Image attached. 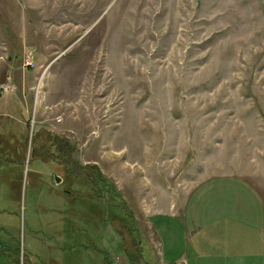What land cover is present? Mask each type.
<instances>
[{"label":"rangeland","instance_id":"rangeland-1","mask_svg":"<svg viewBox=\"0 0 264 264\" xmlns=\"http://www.w3.org/2000/svg\"><path fill=\"white\" fill-rule=\"evenodd\" d=\"M7 82L0 243L12 234L16 264L25 249V264H133L140 244L141 264H160L145 220L166 222L173 247L186 225L152 211L182 209L216 175L264 199V0H0ZM34 146L52 162L30 161ZM19 174L11 196L2 182Z\"/></svg>","mask_w":264,"mask_h":264},{"label":"crops","instance_id":"crops-1","mask_svg":"<svg viewBox=\"0 0 264 264\" xmlns=\"http://www.w3.org/2000/svg\"><path fill=\"white\" fill-rule=\"evenodd\" d=\"M219 176L223 177L212 176L197 185L182 209L152 211L182 220L186 225L185 247L177 243L173 247L176 237L166 222L157 223L156 227L148 218L145 220L153 241L163 245V250L159 249L160 264L174 261L182 264H264L263 196L251 182L239 176L232 181L217 180L215 177ZM19 180L20 174L9 181V185L2 182L11 196L18 197L15 184ZM214 180L220 182L213 183ZM12 211L9 208L8 212ZM8 235V242L0 243V256L6 252V244L13 247L12 234Z\"/></svg>","mask_w":264,"mask_h":264},{"label":"trees","instance_id":"trees-1","mask_svg":"<svg viewBox=\"0 0 264 264\" xmlns=\"http://www.w3.org/2000/svg\"><path fill=\"white\" fill-rule=\"evenodd\" d=\"M34 132H33L34 134L32 135L33 138L34 137L35 138H38V136L40 134V131L38 132V131L35 130ZM51 140H53V138H51ZM53 144L56 145V148H57L58 151H62L65 154L70 153V151L72 149L71 143H69L68 141H64L62 138H57V136L55 137V140H53ZM36 149H37V147L34 146L33 147V150L30 151L31 152V154H30V161H32V159H34V158H39V159H42L44 161L52 162V160H53L54 157L49 152H45L44 154H40V153L37 154L36 153ZM11 151L12 150L7 145L5 146V148H3L2 150H0V158L2 159V158L5 157V159H2V160L5 161L7 164H10V160H11V159H8L10 157L9 155H11L13 157V153ZM6 156H7V159H6ZM16 157H17V160L18 159H21V161L17 162V164L18 165H21V167H23V163H24L23 162L24 161L23 159L25 158V156L24 155H21L19 157V156L16 155ZM30 161H29V163H30ZM19 170H21V169H19ZM99 172L101 173V171H99ZM103 178H105V177H103ZM121 207H122V210H123L122 212L124 213V215L123 216L113 215V219L116 220V221L118 220L120 222V228H121V230H120V228H118L119 232L123 231L122 228L124 226H128V224H125L124 220L125 219L126 220L128 219L129 214L131 216V213L129 212V210H128V208H127L126 205H123L122 204ZM3 209L5 210L7 208H3ZM116 221H115V223H117ZM135 221H136L135 218L133 219V221L130 218V223H135ZM121 222L124 225V226L122 225L123 227L121 226ZM135 229L138 230V227L135 226ZM122 233L123 232H121V234ZM139 242H140V240H139ZM5 246H7L4 249L6 252H3V253L6 254V257L7 258H10V259L12 258V263L11 264L20 263L21 262V258H20V255H21L20 254V246L18 245L16 247H11V246H9L7 244ZM8 252L10 253V255H9ZM129 257L131 258V261H132L133 264H141L142 263V260H144V256H143V253H142V246H141V244L138 245L137 248H135L134 252L131 253V251H129ZM25 258H28L26 249L24 250L23 264H25L27 262ZM144 262L146 263L147 261L145 260Z\"/></svg>","mask_w":264,"mask_h":264},{"label":"built area","instance_id":"built-area-1","mask_svg":"<svg viewBox=\"0 0 264 264\" xmlns=\"http://www.w3.org/2000/svg\"><path fill=\"white\" fill-rule=\"evenodd\" d=\"M28 64L33 66V61H32V60L29 61ZM42 79H43V74H42V76L40 77V79H39V81H38V85H41V81H42ZM38 85H36L37 94H38L39 89H40ZM13 88H14V87H13V85H12L10 82H7V83H1V84H0V92L8 93V92H10L11 90H13ZM59 119H60V117H59ZM172 264H182V262H181V261H174Z\"/></svg>","mask_w":264,"mask_h":264},{"label":"water","instance_id":"water-1","mask_svg":"<svg viewBox=\"0 0 264 264\" xmlns=\"http://www.w3.org/2000/svg\"><path fill=\"white\" fill-rule=\"evenodd\" d=\"M57 180H58V181H60V180H61L59 176L57 177Z\"/></svg>","mask_w":264,"mask_h":264},{"label":"bare ground","instance_id":"bare-ground-1","mask_svg":"<svg viewBox=\"0 0 264 264\" xmlns=\"http://www.w3.org/2000/svg\"><path fill=\"white\" fill-rule=\"evenodd\" d=\"M33 65H35V62L33 61Z\"/></svg>","mask_w":264,"mask_h":264}]
</instances>
